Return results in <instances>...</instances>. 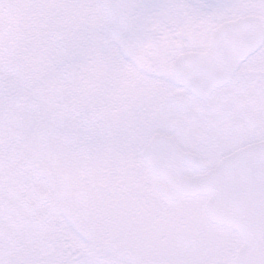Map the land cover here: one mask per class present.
Listing matches in <instances>:
<instances>
[{
	"label": "snow or ice",
	"instance_id": "6c2138e0",
	"mask_svg": "<svg viewBox=\"0 0 264 264\" xmlns=\"http://www.w3.org/2000/svg\"><path fill=\"white\" fill-rule=\"evenodd\" d=\"M0 264H264V0H0Z\"/></svg>",
	"mask_w": 264,
	"mask_h": 264
}]
</instances>
